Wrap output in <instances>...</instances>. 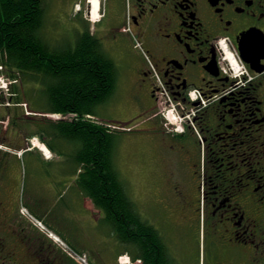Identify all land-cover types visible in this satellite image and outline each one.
Masks as SVG:
<instances>
[{
  "label": "flooded vegetation",
  "instance_id": "1",
  "mask_svg": "<svg viewBox=\"0 0 264 264\" xmlns=\"http://www.w3.org/2000/svg\"><path fill=\"white\" fill-rule=\"evenodd\" d=\"M100 16L83 33L118 79L132 77V130L159 148L145 175L167 215L135 207L140 223L168 263L264 264V0H108ZM114 42L119 57L106 48ZM5 197L15 211V195ZM8 209L0 205V264H76L17 211L10 226Z\"/></svg>",
  "mask_w": 264,
  "mask_h": 264
},
{
  "label": "trees",
  "instance_id": "2",
  "mask_svg": "<svg viewBox=\"0 0 264 264\" xmlns=\"http://www.w3.org/2000/svg\"><path fill=\"white\" fill-rule=\"evenodd\" d=\"M45 14L44 0H0L1 61L10 76L44 86L41 91L45 95L41 93L34 103L46 97L45 112L77 114L73 121H55L51 127L56 138L78 145L73 158L83 166L79 181L105 214L101 221L127 245L134 259L144 264H172L159 249L156 233L140 223L114 166V139L119 131L84 118L95 115L97 106L113 97L117 88L114 62L90 31L80 33L72 46L50 47L41 35ZM33 92L29 96L33 97Z\"/></svg>",
  "mask_w": 264,
  "mask_h": 264
},
{
  "label": "rangeland",
  "instance_id": "3",
  "mask_svg": "<svg viewBox=\"0 0 264 264\" xmlns=\"http://www.w3.org/2000/svg\"><path fill=\"white\" fill-rule=\"evenodd\" d=\"M87 1L89 0H44L46 14L44 17V25L42 27L41 35L50 45V47L53 49H62L72 46L75 40L78 39L79 34L83 33V29L85 28L84 21H86V19L90 21L93 19L91 21L92 25L90 29L92 32L95 30L94 24L97 23L101 16H93L92 18L91 5L89 12L87 13ZM101 2L102 11L104 8L106 9L108 0H101ZM76 3L80 4L81 7L79 9L76 7ZM110 45L111 46H106V48L109 51H113V54L116 57H119L121 50H124L123 43L114 42L113 45ZM229 56L233 70H235L233 62L238 64L237 59H233L235 57L232 54H229ZM133 73L134 72H132L131 76ZM122 74L126 75L127 72L122 70ZM118 80L119 83L117 82V88L113 97L97 106V111L94 118L97 117L96 119L99 123L107 122L109 124L116 123L118 125H129V120L131 122V117L135 111H137L135 106L132 104L133 94L135 93L134 86L132 85V77L126 78L123 76L122 78L118 79L117 71V81ZM34 84L35 86L20 79L18 86L20 101L28 102L29 109L32 111H43L46 109L44 105V100L46 97L44 99H39L37 103H34V101L36 97L38 98L42 94L45 95V92L41 91L43 90L44 86L41 83ZM32 89L34 91L32 95L33 97L29 96V92L32 91ZM0 110V115L1 112H3L6 117L9 112V115L15 119L14 123L9 121V127L23 129V134L28 138H31V140L33 138L32 134L34 132H38L36 134H38L40 137H46L47 139L55 138V129L51 127L50 124L56 119L40 114L28 116L24 114L26 109L21 106L12 107L10 109H6L4 107ZM160 111L162 112V106L160 107V110H157V113ZM33 112L37 113L35 111ZM148 114L150 115L151 112ZM159 116H161V113H159ZM168 117L175 120L174 115ZM150 123L152 124L153 121L150 120L143 125L149 126ZM0 125L1 132L4 130V124ZM120 129H118L119 132H116L114 139V166L119 172L120 177L126 186L128 195L132 200H134L137 211L140 213L143 212L146 216L148 214L149 218H153L154 220L158 221L160 220L158 217L160 209L166 215L167 212L163 210V205L158 202L156 194L152 191V189L149 188L148 180L146 179L145 175V169H148V166L146 165V159L149 158L150 154L156 156V151L159 148L154 145L152 146V150L148 148L149 142L146 136H144L146 130H143L140 133L141 130L134 132L133 130L129 129ZM40 142H43L42 139ZM67 142L72 143L71 141ZM26 144L27 141L25 145ZM40 146L44 147L42 143H40ZM34 155L35 154L31 153L26 154L21 159V161H16L15 159L9 157L11 158L9 162L10 165L5 171V180L7 184L5 185L6 188L4 189L0 186V198L2 197L1 193L3 190L4 193H8L9 197H11V195H15L17 198L20 191L22 192V188L25 186V181H27V186H29L32 174H37V177L41 179L49 176L47 173L50 167H47L42 163H39L37 166V172L30 168V161ZM60 171L62 172V169H59V172ZM1 179H3V177H1ZM13 201H15V199H13ZM141 206L144 207L141 208ZM75 213L81 214V210H75ZM76 218L71 217L67 223H69L71 226L70 231H72L73 237H75L74 240L78 239L84 246L83 250L87 252L90 262L93 264H120L119 261H117L118 255L125 251L128 247L124 242L121 240L119 241V238L116 235L114 236L112 234L109 225L104 224L102 221H98V219L93 216L91 212H88V220L86 225L82 223L77 216ZM77 220L80 222V224L76 222ZM13 221H16V217H14ZM76 224L80 225L81 227H76ZM171 225L174 226L172 223ZM129 254L127 252L123 253L121 260L124 262H129L128 259H130L129 264H142L138 261L133 262L131 257L129 258ZM187 263H189V261H187Z\"/></svg>",
  "mask_w": 264,
  "mask_h": 264
},
{
  "label": "crops",
  "instance_id": "4",
  "mask_svg": "<svg viewBox=\"0 0 264 264\" xmlns=\"http://www.w3.org/2000/svg\"><path fill=\"white\" fill-rule=\"evenodd\" d=\"M34 133L32 134L34 143H31V138L23 134V129L17 127L7 128L4 132L3 143L11 148L17 147L18 149L16 148L17 151L14 154L0 152V162L6 157H12L16 161H21L26 154L31 153L35 154L30 161V168L32 170L36 171L39 163L50 167L47 173L49 176L46 178L41 179L37 177V174H32L29 186H27V181H25V186L19 195L23 197L26 205L34 213L43 217L63 236L77 244L73 240L75 237H73L72 231H70L71 226L67 222L71 217L76 218L77 216L86 225L88 212L96 213L99 211L94 206L89 195L82 190L79 181L83 166L73 158V153L76 151L78 145L69 143L62 138H56L55 135L54 139H47L36 134L38 132ZM41 139L43 142H40ZM26 141L27 144L25 145ZM40 143L50 150L51 157L45 156L41 147H39ZM59 169H62V172H59ZM5 178L6 175L4 179H1L0 176V186L3 189L6 188L5 185L7 184ZM3 191L1 193L3 198H0L2 200L5 199V193ZM75 210H81V214H76ZM76 222L80 224L78 220ZM78 224H76V227H81ZM76 246L83 247V245L80 246L78 244Z\"/></svg>",
  "mask_w": 264,
  "mask_h": 264
},
{
  "label": "built area",
  "instance_id": "5",
  "mask_svg": "<svg viewBox=\"0 0 264 264\" xmlns=\"http://www.w3.org/2000/svg\"><path fill=\"white\" fill-rule=\"evenodd\" d=\"M2 69L3 67L2 65H0V97L2 93H6V94L9 93V83H10V81L2 75L1 73Z\"/></svg>",
  "mask_w": 264,
  "mask_h": 264
},
{
  "label": "bare ground",
  "instance_id": "6",
  "mask_svg": "<svg viewBox=\"0 0 264 264\" xmlns=\"http://www.w3.org/2000/svg\"><path fill=\"white\" fill-rule=\"evenodd\" d=\"M89 3L91 5V7H92V13H91L92 16H94V17L99 16V14H100V12H99L100 8L99 7L101 5V0H89ZM35 142H36V144H38L37 141H35Z\"/></svg>",
  "mask_w": 264,
  "mask_h": 264
}]
</instances>
